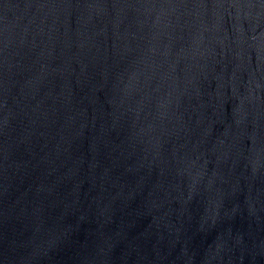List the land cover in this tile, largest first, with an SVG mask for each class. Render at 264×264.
<instances>
[{
	"label": "water",
	"instance_id": "1",
	"mask_svg": "<svg viewBox=\"0 0 264 264\" xmlns=\"http://www.w3.org/2000/svg\"><path fill=\"white\" fill-rule=\"evenodd\" d=\"M0 264H264V0H0Z\"/></svg>",
	"mask_w": 264,
	"mask_h": 264
}]
</instances>
